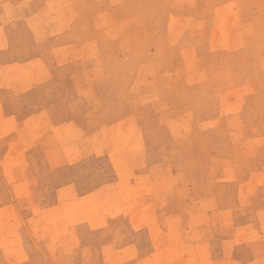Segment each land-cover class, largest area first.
Listing matches in <instances>:
<instances>
[{
	"label": "rangeland",
	"instance_id": "1",
	"mask_svg": "<svg viewBox=\"0 0 264 264\" xmlns=\"http://www.w3.org/2000/svg\"><path fill=\"white\" fill-rule=\"evenodd\" d=\"M58 9L91 50L84 124L132 114L124 124L144 131V155L133 166L119 148L112 164L103 156L59 172L81 190L105 185L38 215L27 235L40 255L27 264H264V0H68ZM15 218L0 214L2 247L20 238Z\"/></svg>",
	"mask_w": 264,
	"mask_h": 264
},
{
	"label": "crops",
	"instance_id": "2",
	"mask_svg": "<svg viewBox=\"0 0 264 264\" xmlns=\"http://www.w3.org/2000/svg\"><path fill=\"white\" fill-rule=\"evenodd\" d=\"M67 1L0 0V198L5 199L0 214L16 215L11 223L20 235L4 240L0 264L33 261L39 243L27 232L35 230L38 215L55 214L68 197L85 198L105 185L102 180L81 190L73 179L57 177L59 172L103 156L112 164L119 148L133 166L144 155V131L140 137L138 127L124 124L132 114L99 126L84 124L85 52L91 50L73 15L59 13ZM29 93L36 94L33 103ZM47 197L54 201L43 204L40 198ZM48 226L46 248L56 232Z\"/></svg>",
	"mask_w": 264,
	"mask_h": 264
}]
</instances>
